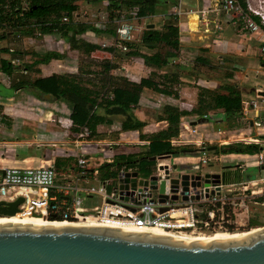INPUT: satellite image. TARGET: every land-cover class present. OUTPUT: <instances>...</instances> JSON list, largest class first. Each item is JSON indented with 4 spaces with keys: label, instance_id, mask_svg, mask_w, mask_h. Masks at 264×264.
<instances>
[{
    "label": "crops",
    "instance_id": "crops-1",
    "mask_svg": "<svg viewBox=\"0 0 264 264\" xmlns=\"http://www.w3.org/2000/svg\"><path fill=\"white\" fill-rule=\"evenodd\" d=\"M145 1H151L155 3L157 13L156 15L148 16L146 18H131L127 20L131 21L137 29V31L135 32L136 39L134 43L138 41L139 36H141L144 30V32L148 30H153L150 28L152 25L155 28V25L152 24L151 20H154L155 22H162V25H160V27L164 28L165 24L163 23V20L167 19V16H165L166 14H162V12L165 11L163 10L164 3H166L167 5L181 4L186 10L196 11V13L193 14L195 16L193 17L192 15H188L182 16L178 19L177 26L179 27L181 33V45L179 52L181 53L185 52V50L182 48L188 49L190 48V46L192 48H197L193 43H198V41H203L204 39L205 45L203 46V48H207V50L205 49V51H203V54L209 52H212L213 55L216 52L225 53L227 52L225 50H227V48L229 47V41L227 40V37L240 38L242 36L238 31L239 27L226 22L228 20L223 14L219 15L216 13H207V19L200 18V13H198L197 11L208 10L210 6L209 8L198 9V5H195L193 0ZM206 1H209L212 6L211 0ZM88 2L91 1L89 0L87 1V3ZM99 2L101 3V0ZM106 2L104 4L106 5V8L104 7V9H102V12L99 13L100 9L103 7L94 8L93 5H96V2H93L95 4H86V9H84L81 6L85 3V1L79 0L80 8L73 16V22L75 24L87 23L88 25H91L94 29H96L95 31H89L85 34H82L80 38L91 45L99 46L102 51H95L91 54H85L82 51L74 50L71 48L67 39L58 34H47L43 36L36 35L35 37H20L15 35L13 36L10 34L8 35V37H2L0 39V69L3 61H9L14 66L12 69V74H8L0 70V100L8 101L7 103L12 102L13 104L9 105L7 103L1 102L0 105L9 107L18 106L21 108L32 106L30 110L37 111L36 114H38L39 116L34 113H28L23 109L17 110L15 114L11 116L13 119L15 118L13 116H29V121L33 122L35 128L37 127V132H35L34 135L31 137H34L33 140H40L44 143L39 145L35 144L33 141L26 145H21V143H17L16 141L14 144V142L9 141V138H14V140H17V137H13L10 132L8 133L6 130H4L5 124H3V126L0 127V171H3L4 168L8 169L10 167L26 168L46 165L50 160H53L55 158V156H53L55 153H63L64 155L71 154L72 156L77 155L76 149L71 144L56 143L53 144L54 146L51 145L50 140L55 133L57 135H62L63 133H66L71 137V129L73 127L72 120L70 119L72 114V109L70 105L63 101H57L53 99V88L51 80L54 75L76 77L79 81L83 83L85 87L96 89L97 91L101 92H111L114 88L117 87L128 88L130 84H139L142 79H148L154 73H156L155 78L159 80H162V77L164 75H169L170 77H177L178 83L172 84L173 91H175L177 97L165 96L145 88L141 92V99L139 104L131 106L128 116L131 115L146 124V127L142 132H124L122 130V124L126 120V116L113 115L106 117L108 122L97 127V138L95 140L91 139L89 141V144H85L83 146H101L105 157H108L106 159H93V163H95V165L93 166L91 164L93 166L91 170H94L96 167H100L104 162L110 164L113 163L116 159L123 158L126 160L127 158L132 156L145 154L149 149V145L151 144L152 139L157 136L160 132L166 131L169 127V123L165 118L166 115L164 114V108L167 106L175 107L182 112L188 113L187 116H183L180 119L181 130L179 135L186 132L185 129L187 125L185 124V119L187 117H190L194 120L192 125H195L197 120L200 119V117H198L195 113H192L198 106L197 90L187 85L191 83L196 84L199 81L194 80L192 77L189 78V71H184L182 67L175 66V64H177V60L179 59V55L177 58L171 59V62L168 67L163 69H155L145 66L142 60L132 58L128 55L126 59L118 60V57L124 54L123 52L115 48H113L115 49L114 52H109L112 47L103 48L101 46L102 43H107L110 45L115 40V33L108 34V32H106L107 28L110 29V26H113L112 21H110V23L106 25L105 30L97 29L95 26L100 21L99 19L102 15L109 16V13H107L108 4H106ZM167 15L171 16L173 15V12L170 11ZM142 21L143 27L140 24ZM116 27L117 25L112 27L114 31L116 30ZM182 34H184L185 37H183ZM247 35L252 37L249 33H247ZM238 40L237 43L239 42ZM140 46V52L146 55L156 54L157 52H159L160 47V45H158L155 49H149L142 43L140 44ZM212 47L213 50L210 49ZM237 47H239L240 49V54H244L245 51L243 44L237 45ZM218 49L220 50L218 51ZM194 52L195 54H199L198 52L200 51L197 49ZM50 54H57L61 58L53 59L46 64L36 63L39 58ZM199 58L207 59L208 61H210L206 55L198 57V59ZM220 58L224 60L222 56ZM241 61L243 60L239 59L238 62L240 63ZM197 64L201 65L202 63L198 61ZM257 64L258 66L253 69L255 70V77L253 79L254 82H250L251 80L249 79V76L243 78V84H250L251 87H249L250 85H246L248 86L246 87L241 84L243 85L242 87L241 85L234 83L241 90L244 101H251L260 96L264 97V71H261L260 73H258L259 75H257L258 69H262L261 67L264 66V59L262 58L260 61L257 60ZM230 65L232 66V68H228V70L233 71L238 75L240 74V69H244L245 71H247L250 68L249 62L247 63L246 68L238 66L236 63H230ZM109 67L111 68L109 69ZM107 69H109L108 72ZM24 71H26V73ZM184 72H188L187 75L184 74ZM123 79L125 80V82ZM19 80H25L27 82H30L33 85V88L15 89L14 86L19 83ZM167 80V82H170V78ZM197 84L200 85L199 83ZM207 85L208 84H204L201 86L202 88L210 89L209 87H207ZM218 87L219 84H217V87H215V89H217ZM149 100H156L158 101V103L157 105H155L154 108H151L148 107L149 103L147 101ZM34 106H36V108ZM11 110H13V108ZM96 111L97 110H95V112ZM96 114L103 116L105 115V110L100 108L96 112ZM209 114L211 116L214 115V119H216V121H213L208 126H201L198 137H194L192 138V140L215 141L221 138L222 140L228 139L226 138L227 131H223L221 129L218 130L225 132V134L220 138L213 139L210 137L209 134H206L207 132L213 131L215 127L214 123L220 125L221 123H223L224 120L229 121L223 110H218L216 112L212 111L209 112ZM251 114L253 118H256L257 114L255 112ZM7 116L10 115L7 114ZM34 116L36 117V119ZM240 119L242 121L241 117ZM57 123L59 124L58 129L56 128ZM42 124H45V126L49 130L47 131V128L43 127ZM260 131H262V129L257 130L255 127L252 126V123L249 124L248 130H243V132L248 136V138L257 139L261 141L264 136L263 133H260ZM179 135L172 139L178 138ZM226 141L227 140L221 143L220 148L223 146L222 144H226ZM229 146L230 144L227 143L226 148H228ZM220 148H218L219 152L222 151V149ZM196 150L197 148L195 147V149H191L188 151ZM111 151H113V153L112 157L110 158L109 152ZM5 154H13V156L7 157ZM183 155L185 158H183ZM172 157L173 158L171 159L170 163H174L178 166L185 167L190 166L191 162L193 163V160H191L192 157H188L184 153L181 156ZM173 160L178 161L174 162ZM75 164L71 166L73 169L75 168ZM232 175L235 176L232 178L236 181L239 180V178L236 177H244V175L242 176L239 173Z\"/></svg>",
    "mask_w": 264,
    "mask_h": 264
},
{
    "label": "built area",
    "instance_id": "built-area-1",
    "mask_svg": "<svg viewBox=\"0 0 264 264\" xmlns=\"http://www.w3.org/2000/svg\"><path fill=\"white\" fill-rule=\"evenodd\" d=\"M211 1L212 6L208 10L197 11L200 13V18L207 19V13L225 15L230 24L247 31L258 41L264 59V1L243 0L246 8L242 0ZM29 7L28 2L22 3L20 17H23L24 13L30 9ZM172 12L177 18L196 13L194 10L184 9L181 4L173 5ZM124 16L114 19L117 25L115 40L110 45L102 43L103 48L112 47L123 53L129 52V45L135 42L137 29ZM133 16L137 18L136 14ZM100 20L95 26L97 29L105 30L106 25L110 23L108 15H102ZM63 22L68 23L69 18H63ZM37 36L42 35L38 33ZM261 68L258 69L257 75L264 71V66ZM254 112L257 114L256 118L251 116ZM241 115L244 123L248 125L252 123L253 127L257 130L262 129L264 132V97L243 101ZM209 118L205 115L197 122L195 121V125H192L194 120L187 117L185 119L186 132L170 140L171 146L174 148L195 146L196 155L190 157L193 161L197 160V164L202 168L212 167L210 164L213 161L210 155L213 153L214 155L220 154V158L234 157L232 160H235V168L228 170L223 167L220 172L206 173L189 171L191 174L200 173L203 177L208 173L220 175V178L218 180L210 178L208 183L203 180L200 187L190 186L187 200H185L186 192L181 185L173 189L170 184V181L178 175L189 173L185 170L175 171L173 169L175 164L170 163L173 157L157 161L155 167L154 175L158 178V183L169 178L165 202H161L158 191L152 189L149 179L147 186L140 185L138 182L136 188L130 187L123 191L119 189L118 179L127 172L137 171L133 167L124 166L116 172L114 177L100 180L99 170H91L88 158L78 153V149L89 144L92 139L90 129L83 127L79 133H72L71 137L66 133L62 135L55 133L50 140L52 146L56 143L74 146L77 153L74 155L76 159L74 169L70 168L69 171L60 174L55 158L42 166L4 169L0 171V203L10 204L22 198L23 203L19 206V215L40 216L46 220L69 225L81 224V226L139 230L145 233L154 228L174 233L212 234L222 231L230 232L235 229V226L242 228L249 221L254 208L257 210L259 207H264V177L252 181H245L242 177L240 181H236L230 179L228 174L239 173L243 176L247 174L248 169L264 167V150L255 155L223 156L218 148L225 140H227L226 144L230 145L254 144L264 148L261 145L264 141L246 138V134L242 132L239 136L234 135L225 140L222 138L215 141L192 140L200 133L201 126H208L212 123ZM224 134L225 132L218 131L217 136L220 138ZM214 147L216 150H212ZM218 160L217 158V163H219ZM190 164L193 165L192 162ZM139 179L141 178H138V181ZM174 196L178 198L174 200ZM95 199L100 202V205L89 207L87 204Z\"/></svg>",
    "mask_w": 264,
    "mask_h": 264
},
{
    "label": "trees",
    "instance_id": "trees-1",
    "mask_svg": "<svg viewBox=\"0 0 264 264\" xmlns=\"http://www.w3.org/2000/svg\"><path fill=\"white\" fill-rule=\"evenodd\" d=\"M24 1L30 4V9L24 13L23 17H20L21 5ZM242 2L244 8H246L245 2L243 0ZM167 6L164 3V7ZM79 8V0H0V31H2L0 33V39L2 37H8L10 34L20 37H35L38 33L42 36L58 34L65 37L74 50L82 51L85 54L102 51L99 46L91 45L80 38L82 34L95 31L96 29L87 23L75 24L73 22V16ZM108 10L113 23V26H110V29L107 28L108 31L106 30L108 34H114L116 32L112 28L116 25L114 23L115 18H121L123 15H126L127 17L125 19L128 20L134 18V14H136L137 18H146L157 13L155 3L145 0H109ZM65 17L69 18L68 23L63 22V18ZM176 19L178 20L177 17ZM176 19L174 18V20ZM256 20L259 21L258 19ZM180 39L181 33L177 23L169 21V24H165L163 30H148L142 36L144 46L149 49H155L158 45H163L167 48L165 54L161 51L154 55L143 54L139 50L131 48L134 47L133 42L129 45L130 50L126 56L128 55L132 58L142 60L145 66L163 69L169 66L171 59L178 57L181 45ZM114 51L115 49L113 48L109 50V52ZM59 58L61 57L57 54H50L39 58L36 63L46 64L53 59ZM198 61L202 65H211V67H214L207 59L199 58ZM13 67L9 61H3L0 70L12 74ZM109 69H107V72ZM230 72L227 79L234 80L235 73L233 71ZM155 76L156 73L152 74L148 79H142L139 84H130L128 88L117 87L111 92L109 91V93L87 88L76 77L54 75L51 80L53 99L63 101L70 105L72 109L70 117L73 124L71 129L72 133H79L83 127H88L94 138L97 136V127L108 122L107 116L113 115L127 117L122 124V130L124 132H142L146 124L131 115L128 116L131 106L139 104L142 90L146 88L158 94L177 97L172 87V84L178 83L177 77L164 75L161 82L157 81ZM169 78L170 82H167ZM14 87L15 89H32L33 85L25 80H19V83ZM199 90L198 106L192 112L198 117L202 118L208 115L210 117L209 120L213 122L215 117L214 115L210 116L209 112H216L218 110H223L229 120L242 116L244 99L241 90L236 84L226 83L219 85L215 90L206 88ZM216 90H220L221 92H217ZM100 108L105 110V115L100 116L96 114ZM95 110L97 111L95 112ZM164 114L166 115L165 118L169 123V127L166 131L160 132L152 139L148 151L138 158L136 156L129 157L126 160L120 158L116 159L113 163L101 166L100 174L104 180L114 177L116 172L124 166L133 167L139 171L142 177L148 178L153 173L150 170L151 167L155 168L157 164L156 161H150V158L165 155L178 157L185 151L191 150L189 147L174 148L169 141L179 135L181 130L180 119L183 116H187L188 113L182 112L175 107L167 106L164 108ZM226 147V144L223 145L220 148L222 149L220 153L227 155H255L264 150L260 145L254 144L245 145L239 143L230 145L228 148ZM59 164L61 165L57 161V168ZM60 168H63L67 172L72 167L68 166L65 168L62 166ZM113 168L115 170L112 172ZM260 200L262 201L263 199ZM251 225L258 226V222L253 221Z\"/></svg>",
    "mask_w": 264,
    "mask_h": 264
},
{
    "label": "water",
    "instance_id": "water-1",
    "mask_svg": "<svg viewBox=\"0 0 264 264\" xmlns=\"http://www.w3.org/2000/svg\"><path fill=\"white\" fill-rule=\"evenodd\" d=\"M184 154L196 155L195 151ZM171 158L172 155H165L149 160L157 162ZM180 168L175 165L173 169L185 170ZM154 173L155 170L150 177L144 178L138 170L127 172L118 179L119 189L136 188L138 182L147 186L149 179L161 202H165L169 178L158 183ZM210 178L218 180L220 175L208 173L203 177L200 173L189 172L173 178L170 184L173 189L181 185L187 200L190 186L200 187L203 180L208 183ZM22 203V198L10 204L0 203V216H16ZM0 264H264V229L226 243H210L105 227L0 225Z\"/></svg>",
    "mask_w": 264,
    "mask_h": 264
},
{
    "label": "rangeland",
    "instance_id": "rangeland-1",
    "mask_svg": "<svg viewBox=\"0 0 264 264\" xmlns=\"http://www.w3.org/2000/svg\"><path fill=\"white\" fill-rule=\"evenodd\" d=\"M84 1H85V3L81 6L84 9H86L85 8L86 4H90V3L95 4L93 2L97 3L96 5H93L94 8L103 7V8L100 9L99 13L102 12V9H104V7L106 8V5H104L106 0L105 1L101 0V3L99 2L100 0H90L91 2H88V3H87V1H89V0H84ZM163 1H166V0H163ZM263 1H261V2H263ZM193 2H194L195 5H198V9L209 8V6L211 7V3L209 1H206V0H193ZM106 4H109V0H107ZM171 7L173 8V5L168 4L167 7L163 8V10H165V12H164L166 14L165 16H167V19L163 20L164 24H167V23L169 24V21H174V22H176L178 24V20L176 19V17H173V16L171 17V16L167 15L170 11L172 12V10H171L172 8ZM107 13H109V16H108L109 17V21H112V19L110 18L109 10H108ZM124 17L126 18L127 16L125 15ZM174 18L176 20H174ZM151 21H152V24L155 25L154 30L163 29V27L162 28L160 27V25H162V22H155L154 20H151ZM226 22H228V21H226ZM142 23H143V21L140 23L141 26L143 25ZM144 31L142 32L141 36H139L138 41L136 43H134V45H133L134 47H131L132 49H137L139 51L141 50L140 44L141 43L143 44L142 36L145 33ZM238 31L242 35L240 38L239 37H227L228 38L227 40L229 41V47L227 48V50H225V51H227L225 53L224 52H216L213 55L212 52L211 53L209 52V53L203 54L204 53L203 51H205V49L207 50V48H203V46L205 45V43H204L205 39L203 41L200 40L201 42L198 41V43L197 42L193 43L195 45V47H197V48H194V47L192 48L191 46L188 49L182 48V49L185 50V52L184 53H181V52L178 53L179 59L177 60V64H175V66H180V67L183 68L184 71H189V73L188 72H184V74L187 75V73H188V75H190L189 78L192 77L194 80L199 81L197 83H199L200 85H198L197 83L196 84H193V83L187 84L191 88H195L197 90L198 96H199V92H200L199 89H202L201 85H204V84H208L207 87H209L210 89H215V87H217V84L221 85V84H226V83H232V84L236 83V84L241 85V84H243V78L244 77H248V76H249V79L251 80L250 82H254L253 79L255 77V70H253V69H255L258 66L257 60L260 61L263 58L262 54L260 52V47L258 45V41L254 37H250V36L247 35V31H243L241 28H239ZM1 32L2 31H0V33ZM182 35H183V37H185L184 34H182ZM186 37H190V36H186ZM237 40L239 41L238 43H237ZM242 44L244 46V51H245L244 54H240V49H239V47H237V45H242ZM186 46H184V47H186ZM197 49L200 51V52H198L199 54H195V52H194ZM210 49L213 50V47L210 48ZM219 50L220 49H218V51ZM159 51H161L163 54H165L167 52V48H165V46H163V45H160ZM208 51H210V50H208ZM126 54L127 53H125V56H126ZM203 55L204 56L206 55L208 57V59L212 62V65L214 67H211V65L205 66V65H202V64L201 65L197 64L198 63V61H197L198 57H201ZM125 56H124V54H122V56L118 57L119 58L118 60L126 59L127 56L126 57ZM221 56L223 57L224 60H222V58H220ZM239 59H242L243 61H241L239 63L238 62ZM247 61L249 62V66H250L249 70L245 71L244 69H240V74L239 75L235 73L236 77H235L234 80H228L227 79L228 75L231 73L228 70V68H232L230 63H232V64L236 63L238 66L246 68V65L248 63ZM226 63H228V64H226ZM193 76H195V77H193ZM156 80L157 81H162L161 79L160 80L156 79ZM243 85L246 86V85H250V84H243ZM243 85H241V86L243 87ZM246 87H248V86H246ZM249 87H251V85ZM216 91L217 92H221L220 90H216ZM1 102L7 103L8 101L0 100V103ZM147 102L149 103L148 107H151V108H154L155 105H157V103H158V101H156V100H149ZM7 104L11 105L13 103L9 102ZM34 107L36 108V106H34ZM12 108H13V110H11ZM30 108H32V106L31 107L28 106L26 108L25 107L21 108V107H18V106L9 107V106H1L0 105V127H2L3 124H5L4 125V130H6L8 133L10 132L13 135V137H15V138L17 137V140H14V138H9L10 142H14V144H15V142L17 141V143H21V145H26V144L31 143V142L34 141L35 144H39V145L44 144L43 141L33 140L34 137L33 138L31 137V136L34 135L35 132H37V127L35 128L33 122L29 121V119H30L29 116H26V115H23V116H20V117L13 116V117H15L14 119L11 116V115H14L17 110H21V109L27 111L28 113L29 112L30 113H34V114L37 113V111H31ZM7 114H9L10 116H7ZM36 115H38V114H36ZM31 116H33V115H31ZM35 119H36V117H35ZM213 121L215 122L216 119H214ZM214 124H215V127H214L213 131H210V132L206 133L207 135L209 134L210 137L213 138V139L219 138L217 136V132L219 131L218 129H221L223 131H227L226 138H229V137L234 136V135L235 136H239L241 132L244 133L243 130H248L249 129V125L247 123L242 122L240 118L231 119L229 121L224 120L223 123H221L220 125H218L216 123H214ZM7 125H9V126H7ZM42 126L47 128L45 126V124H42ZM56 128L57 129L59 128V124L58 123H57V127ZM43 130H45V129H43ZM48 130L49 129L47 128V131ZM260 133L264 134V132H262V131H260ZM247 137L248 136L246 135V138ZM96 138L97 137H94V138L92 137V140H95ZM237 138L238 137H236V139ZM240 139H242V138H240ZM261 141H264V138L261 139ZM222 145H224V144H222ZM261 145L264 147V144H261ZM34 146H36V145H34ZM192 147H191V149H195V147H193V148ZM78 153L80 155H84V156H86L88 158L90 168H92L95 165V163H93V161L95 159H100V158L106 159V158H108V157H105V154H104L101 146H95V147L86 146V147H82V148L78 149ZM109 153H110L109 156L111 158L113 151H111ZM5 155L7 157L13 156V154H5ZM53 156H55L56 161L61 163V165L60 164L58 165L59 166L58 169L60 167H62V166H64L66 168V167L72 166V165H74L76 163L75 156H72L71 154L64 155L63 153H55ZM140 156L141 155H137L136 158H138ZM223 156H227V154H223ZM210 157H211V159L213 161L210 165H212L213 167L202 168L200 165L197 164V160H194L193 161V165H195V166H193V165L185 166V167L179 166V170H181L180 167H182V169H185V170H188V171L191 168L190 171H194V172L202 171V173H206V172H209V171L220 172L221 168H223V167H226L225 169H228V170H231V169L235 168V164H234L235 160H232V158H234V157H232V158H227V157L220 158V154L214 155V153L212 155H210ZM183 158H185L184 155H183ZM217 158L219 159L218 162L220 164L217 163V161H216ZM67 159H69V160H67ZM175 161H177V160H175ZM105 164H109V163L104 162L101 166H103ZM101 166L100 167H96L95 169L99 170V172H100ZM10 168H12V167H10ZM130 168H132V167H130ZM114 170H115V168L112 169V172ZM150 170L154 171L155 168L151 167ZM58 171H59L60 174L66 172V171H64L63 168H60ZM228 177L230 179H233L232 177H235V176L231 175V174H228ZM261 177L262 178L264 177V171L261 172V168H257V169L248 170L247 174L244 175L243 178H244L245 181L246 180H251L252 181V180H256L257 178H261ZM98 178L100 180H104L100 173H99V177ZM236 178H239V180L242 179L240 177H236ZM105 180H107V178ZM259 188H262V187L259 186ZM87 205L89 207H93V206L100 205V202L97 199H95V200L91 201V203H89ZM258 207H256V208H258ZM26 217H40V216H26ZM253 221L258 222V226H252L251 222H253ZM260 227L264 228V207H259L257 210L254 208L253 212L250 215L249 221L242 228L235 226L234 227L235 229L230 231V232L229 231L228 232L227 231H222V232H226V233H228L230 235L237 236V235H240V234H246L248 232H252V230L253 231L254 230H258V228H260ZM188 233L189 234H197V235H200V234L214 235V234H217L218 232L217 233H213V234L212 233H191V232H188Z\"/></svg>",
    "mask_w": 264,
    "mask_h": 264
},
{
    "label": "bare ground",
    "instance_id": "bare-ground-1",
    "mask_svg": "<svg viewBox=\"0 0 264 264\" xmlns=\"http://www.w3.org/2000/svg\"><path fill=\"white\" fill-rule=\"evenodd\" d=\"M195 16L192 14V17ZM175 161V160H173ZM178 161V160H177ZM0 225H24L27 227H60V226H81L80 225H69L67 223H62L58 221H50L43 219L41 217H23V215H16L12 217H7V218H0ZM114 229H119V228H114ZM264 228H259L258 230H252V232H248L246 234H240V235H230L226 232H218L217 234L214 235H205V234H189V233H174L162 229H157L154 228L147 233H153V234H161V235H169V236H174V237H180V238H185V239H190V240H196V241H202V242H210V243H226L235 239H239L243 236H246L248 234L257 232L259 230H262ZM139 232V230H137Z\"/></svg>",
    "mask_w": 264,
    "mask_h": 264
},
{
    "label": "flooded vegetation",
    "instance_id": "flooded-vegetation-1",
    "mask_svg": "<svg viewBox=\"0 0 264 264\" xmlns=\"http://www.w3.org/2000/svg\"><path fill=\"white\" fill-rule=\"evenodd\" d=\"M20 216V215H19ZM23 217H26V216H23ZM0 218H7V217H0ZM32 218H35V217H32Z\"/></svg>",
    "mask_w": 264,
    "mask_h": 264
}]
</instances>
